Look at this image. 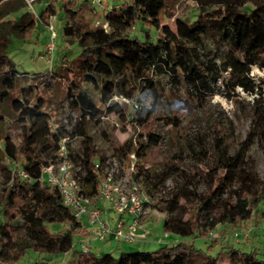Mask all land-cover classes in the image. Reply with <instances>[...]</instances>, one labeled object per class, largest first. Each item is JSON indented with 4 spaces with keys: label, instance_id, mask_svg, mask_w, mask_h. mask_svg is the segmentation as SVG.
Masks as SVG:
<instances>
[{
    "label": "trees",
    "instance_id": "obj_1",
    "mask_svg": "<svg viewBox=\"0 0 264 264\" xmlns=\"http://www.w3.org/2000/svg\"><path fill=\"white\" fill-rule=\"evenodd\" d=\"M46 1L37 18L45 25L59 8L64 21L62 38L74 43L75 50H65L49 72L31 77L19 74L6 56V35L13 32L27 36L33 25L28 26L35 17L25 12L9 19L24 9L25 2L0 0V118L9 100L10 108L21 118L40 114L38 105L19 98L23 91L19 77L24 75L30 79L29 88L35 94L63 86L61 103L65 101L75 111L76 122L72 132L57 126L49 141L40 146L30 144L26 135L17 137L18 142L9 133L0 137V170L4 176L0 184V264H19L29 252L63 255L70 251L66 264H220L218 254L210 253L216 241L205 242L206 250H202L183 239L200 238L219 224L237 227L253 219L258 208H264V177L257 178L252 170L237 172L231 157H225L220 165L221 138L207 146L198 137L194 143H178L172 157L175 162H171L169 169L180 173L183 184L157 190L163 179L145 165L149 151L159 147L162 141L158 134L145 130L155 108L143 115L136 112L138 117L132 121L143 134H139L135 143L126 140L115 151L123 164L132 160V180L140 185L143 182L145 191L163 194L160 197L165 214L162 228L180 238L153 251H123L117 258L111 252L95 255L89 247L87 251H73V240L81 224L75 222L71 211L61 203L58 189L39 178L42 169L55 161L59 142L67 138L69 159L81 167L80 191L94 197L105 158L98 156L87 134L88 124H98L111 114H118L126 123L128 104L113 101V97L131 99L141 81L159 95L158 78L163 69L182 77L196 91L200 103L204 102V96L197 92L211 93L222 71L226 72L228 78L222 79L220 86L226 98L232 99L230 95L237 89L252 97L250 128L243 147L258 144L264 153V77L255 78L251 74L253 66L264 70V0H190L195 4L194 19L191 23L180 22L196 36L211 41L212 54L201 52L197 43L158 24L159 16L169 10L170 3L180 0H111V9L103 13L107 28L85 20L86 10L96 17L88 0ZM136 28L137 33L132 34L130 30ZM90 79L96 83V92H92V87L82 88ZM163 120L176 129L179 126L176 117ZM77 136L81 146L74 150L71 141ZM183 152L195 164L211 160L207 168L197 166L200 178L197 182H204V193L197 191V184L192 181L195 175L179 166ZM131 154L133 159L129 157ZM36 221L41 224L36 225ZM46 224L59 229L51 231ZM258 244L262 246L249 252L234 246L223 247L227 264H264V240ZM36 264L49 263L40 258Z\"/></svg>",
    "mask_w": 264,
    "mask_h": 264
},
{
    "label": "rangeland",
    "instance_id": "obj_2",
    "mask_svg": "<svg viewBox=\"0 0 264 264\" xmlns=\"http://www.w3.org/2000/svg\"><path fill=\"white\" fill-rule=\"evenodd\" d=\"M81 1L83 0H77V3ZM46 2V0H39L8 17L9 19L17 18L25 12L35 17L34 22L28 26L33 25L27 36H20L13 32H9L6 35V56L19 74H25L29 77L38 73L49 72L52 68L56 67L59 57L65 50H75L74 43L65 41L62 38L64 21L62 13L57 8V13L49 20L55 34V49L52 60L41 58L45 52V45L50 40V31L46 28V24L41 23L37 15L45 7ZM109 2H111V5L113 4L111 0ZM194 13L195 4L190 0L171 2L169 10L162 12L159 16L158 24L168 27L177 36L187 41L197 43L201 52L208 51L212 54L214 48L211 41L196 36L180 22V20H184L191 23L194 19ZM84 17L86 21L92 23L94 26L96 25L98 17H93L89 10H86ZM130 32L136 34L137 28L130 30ZM1 42L0 40V45ZM251 74L255 78L264 77V70L253 66ZM227 78V73L222 71V77L217 80L216 86L211 93L206 95L204 91H198L197 94L204 96V102L200 103V100L196 96V91L182 77L171 74L166 69H163V73L158 78L161 82L159 95L153 93L148 83L139 82L138 86L133 90L131 99L125 101L128 104L127 111L125 112L127 122L123 123L118 118V114H111L101 119L98 124H88L86 128L87 134L92 138V143L98 156L105 158V160L108 158L120 160L115 148L130 139L135 143L139 138V134H143L142 131H138L139 129H137L136 124L132 121L138 117L136 112L140 111V114L143 115L147 110L154 107L155 110L149 119L150 123L145 130L158 134L162 141L159 147H155L149 151L145 165L163 179L162 184L159 185L157 190H164L172 186L180 187L183 184L180 173L169 169V167L171 166V162H175L172 157L177 150L178 143L183 144L187 141L194 143L196 142V137L205 146L221 138L219 149L220 165L224 163L225 157H231L234 159L237 172L252 170L257 178H262L264 177V153H262L261 148L258 144H253L249 148L243 147V141L250 128L252 97L237 89L234 95H230L232 99L226 98L220 86L222 79ZM19 83L23 90L19 98L38 105L40 114L21 118L10 108L11 100H9L5 103L3 117L0 118V137L9 133L14 138V141L18 142L19 137L26 135L30 144L40 146L49 141L50 133L57 126H63L64 129L70 132L74 130L76 113L67 107L65 101L61 103L64 91L63 86L56 87L52 92L35 94L29 88V78L22 75L19 77ZM91 87L94 90L92 92H96V83L93 79L88 80L82 86V88L87 90ZM116 97V99L113 97V101H122L119 95ZM172 117H176L179 120L177 129L171 124L166 125L163 120L164 118L170 120ZM71 146L74 150L80 148L81 139L79 136L71 141ZM195 149H198L197 145ZM131 162L132 160H126L124 166L127 167ZM180 162L179 166L181 168L195 175L192 181L197 184V191L204 193V182L202 180L197 182V179H200L197 166L207 168L211 164V160L204 159L202 162L195 164L183 152ZM3 180V171L0 170V184ZM141 188L145 193L153 194L151 196L152 204L150 211L141 219V226L148 232L144 240L141 242L124 243L111 239L107 245L105 242L94 240L85 232H78L81 237L78 234L74 237L72 250H82V245L87 244L95 255L100 256L111 250L112 255L117 258L123 251H153L157 249L160 244L156 240L161 235L162 237L164 235L162 224L165 214L162 211V203L160 202V197H163V194L160 196L156 195L155 191H145L143 182H141ZM103 209L106 211L105 217L107 222L113 227L117 216L109 209V205L106 202H103ZM262 219H264V208L260 207L255 212L253 219L237 227H225L219 224L211 230V235L208 234L209 231H205L204 235L200 238H186L183 240L192 241L195 248L202 250H206L207 244L205 242L211 243L212 241H216V245L210 253L212 255L217 253L219 263L227 264V257L224 253L225 250L222 249L223 247L234 246L238 250L249 252L256 246H262V243L258 244V241L254 238H252V241L249 238L244 240L242 237H233L232 234L236 230L258 225ZM39 224H41V221H36V225ZM85 224L84 227L89 230L88 225ZM46 226L51 231L59 229V226L52 224H46ZM260 227L261 224L257 227L258 232H261ZM172 237L180 239L178 236L169 233L168 240ZM116 246H119V248L116 249ZM71 253L72 251L63 255H39L29 252L27 256L19 261V264H36L40 258H42L43 262L47 260L49 264H66Z\"/></svg>",
    "mask_w": 264,
    "mask_h": 264
},
{
    "label": "built area",
    "instance_id": "obj_3",
    "mask_svg": "<svg viewBox=\"0 0 264 264\" xmlns=\"http://www.w3.org/2000/svg\"><path fill=\"white\" fill-rule=\"evenodd\" d=\"M37 1L39 0H24L26 6H31ZM88 1L92 13L98 17L95 26L107 28L102 14L111 9V2L109 0ZM100 17L102 18L100 19ZM45 26L50 31V40L45 45V52L41 58L52 60L55 34L50 21ZM119 97L122 101H127L124 97ZM66 141L67 138H63L59 142L55 152V161L42 169L39 180L58 189L61 203L71 211L75 222L81 224L78 232H85L98 242L113 239L119 242L133 243L145 239L148 232L145 230L140 232L141 219L150 211L152 198L142 190L137 181L131 179V174L134 171L133 162L125 167L120 160L106 159L102 166L98 193L94 197H87L80 191L78 183V173L81 171V167L69 159ZM129 157L133 159L134 155L131 154ZM11 167L15 168L14 165ZM20 175L26 178L23 172H20ZM103 202H106L109 209L117 216L113 227L107 222L106 211L100 206ZM84 222L88 225L89 230L84 227ZM260 228L258 239L264 238V224ZM256 230L257 226L252 225L246 229L236 230L232 234L233 237H242L245 240L250 238ZM208 234L211 235L212 231H209ZM78 236L81 237L79 234ZM168 237L169 233L164 232V239ZM82 250L87 251L88 245L83 244Z\"/></svg>",
    "mask_w": 264,
    "mask_h": 264
},
{
    "label": "crops",
    "instance_id": "obj_4",
    "mask_svg": "<svg viewBox=\"0 0 264 264\" xmlns=\"http://www.w3.org/2000/svg\"><path fill=\"white\" fill-rule=\"evenodd\" d=\"M100 206L103 208V203H101L100 204ZM262 225V224H264V219H262V221L258 224V225H256L257 227L259 226V225ZM145 230V228L143 227V226H141V230H140V232H142V231H144ZM163 232H165L164 230H163ZM260 234H259V232H258V230H256V232L255 233H253L252 235H251V237L249 238V240L250 241H252L253 239L252 238H254L256 241H258V243L260 242V241H262V240H264V238H262V237H260L259 239L257 238V236H259ZM160 236V235H159ZM169 239V237L168 238H166V239H164V235H163V237H162V235L160 236V237H158V239L156 240V242L157 243H159L160 245H163V244H169V243H172V242H176V241H178V238L177 237H172L170 240H168ZM111 239H108V240H106L105 241V243L108 245V243H110L109 241H110ZM144 240V239H143ZM142 241V239L141 240H138V242H141ZM105 244V245H106ZM119 248V246H116V249H118ZM109 252H112L111 250H109Z\"/></svg>",
    "mask_w": 264,
    "mask_h": 264
}]
</instances>
